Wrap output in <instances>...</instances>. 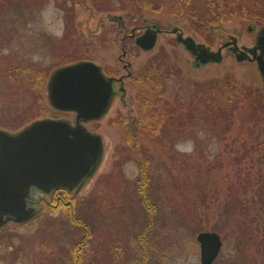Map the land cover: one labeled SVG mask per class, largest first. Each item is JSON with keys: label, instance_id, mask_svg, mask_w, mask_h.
Instances as JSON below:
<instances>
[{"label": "rangeland", "instance_id": "obj_1", "mask_svg": "<svg viewBox=\"0 0 264 264\" xmlns=\"http://www.w3.org/2000/svg\"><path fill=\"white\" fill-rule=\"evenodd\" d=\"M27 1L31 5L25 6L26 10L17 3L5 8L1 4L0 128L13 132L43 117L74 123L73 112L59 111L48 104L47 81L59 66L90 60L106 76L124 79L120 86L113 81L115 94L105 115L83 123L100 134L103 146L97 169L76 195L85 199L79 214L90 224L91 232L70 224V217H65L68 211L57 206L59 202L51 195L35 194L42 200L33 203L42 210L40 215L25 223H8L0 230V264H81L83 258L85 264H201L196 235L203 230L217 232L222 240L211 264H264L263 161L253 168L247 162L243 165L246 168L226 170L227 177L219 179L214 176L219 174L216 170L208 174L203 169L198 174L190 164L167 165L168 154L175 157L179 151L194 150L195 140L176 141L168 151L160 138L150 139L138 131L141 149L134 148L136 143H131V148L123 145L139 114V82L134 77L160 55L169 61L163 84L170 99L184 97L190 82L225 72H231L239 84L253 85L264 92L255 63L237 61L230 49L224 48L219 62L197 65L170 34L173 26L181 28L183 36L190 35L216 50L232 37L239 47L252 46L257 30L264 24L237 19L217 27H198L176 0H162L159 11L156 2L150 4L147 0ZM111 14L120 15L123 24L109 19ZM152 24L162 30L152 49L138 48L130 36L122 44L132 27L138 34L145 25ZM122 48L126 50L124 57ZM207 133L200 131L197 136L206 142ZM208 142V149H217L214 139ZM144 150L153 157L149 165ZM261 154L264 151L257 157ZM138 162H145L150 169L153 185H162L151 192L156 208L150 213L137 193L141 176ZM244 173L252 181L248 193L243 192ZM187 174L189 183L182 185ZM228 185H232L233 196L240 193L243 202H256L249 200L246 210L233 211L225 205L231 199ZM257 187L258 192L261 190L259 196L255 194ZM83 235L89 241L84 246Z\"/></svg>", "mask_w": 264, "mask_h": 264}, {"label": "trees", "instance_id": "obj_2", "mask_svg": "<svg viewBox=\"0 0 264 264\" xmlns=\"http://www.w3.org/2000/svg\"><path fill=\"white\" fill-rule=\"evenodd\" d=\"M147 1L150 4L156 2V10H161L162 0L161 2H157L159 0ZM176 1L194 22V25L198 27L205 25L217 27L237 19L256 20L255 22L264 24V0ZM14 3H17L20 9L25 8V10L31 5L27 0H0V11ZM168 63V59L161 55L155 57L141 68L144 70L143 72L140 71L138 76L134 77L139 82L137 91L139 114L134 122L135 125L130 126L131 132L128 134L130 142L128 143L129 139L126 138L123 145L130 147L131 143H136L134 148L141 149L140 146L143 147V145L138 141L140 140L139 135L136 136L138 131L142 136L147 135L150 139L160 138L159 140L164 142L168 151L173 144H176V141L195 140L194 150L179 151L175 157L173 154H168L165 159L167 165L174 164V162H178V165L181 166L190 164L198 174H201L203 169L208 174L216 170L215 172L219 174L214 176L219 179L227 177L226 170L246 168L243 165L245 166L247 162L251 168L258 164V161L264 163L263 154L260 155L261 157H257L258 153L264 151V92L253 85L239 84L231 72H225L218 77L190 82L189 90L184 97L180 98L176 95L170 99L165 95L164 88ZM204 130L209 132L205 137L206 142L197 136L198 132ZM210 139L217 142L218 147L214 151L207 148L210 145L208 142ZM144 154L147 160L145 162L149 165V161L153 157L148 151H145ZM145 162L137 163L142 176L137 181L139 182L137 193L140 192L142 201L145 200L144 207L150 213L156 208L152 203L151 192H156L162 185L159 183L156 184L157 186L153 185L154 177L148 174L150 169L148 166H144ZM233 173L237 174L236 171ZM239 174L241 175V172ZM188 175H184L182 185L189 183ZM243 176L246 181L243 192L248 193V188L252 186L251 177L246 173ZM237 178L239 179L238 174ZM226 187L231 193V199H228V204L225 203V205L231 207L230 209L233 211L236 209L240 212L246 210L244 207L247 206L246 203L250 199L243 202L238 196L240 193L232 195V191H234L231 188L232 185ZM259 193L261 190L258 192L257 187L256 196H259ZM84 200V198L74 199L69 205L59 201L57 206L68 211L65 217H70V224L83 226L90 231V224L79 214L80 211H83ZM256 200H250V202H256ZM86 261L83 258L81 264H85Z\"/></svg>", "mask_w": 264, "mask_h": 264}, {"label": "water", "instance_id": "obj_3", "mask_svg": "<svg viewBox=\"0 0 264 264\" xmlns=\"http://www.w3.org/2000/svg\"><path fill=\"white\" fill-rule=\"evenodd\" d=\"M109 19L123 24L120 15L111 14ZM155 26H146L135 37L139 48L154 47L159 32ZM170 32L197 65L219 62L221 50L229 47L237 61L256 64L264 85V26L257 30L252 46L239 47L232 37L216 50L190 35L183 36L177 26ZM101 70L93 61L80 60L57 67L49 76L48 104L59 111L73 112V124L63 118L43 117L13 132L0 128V229L8 222L23 223L38 215L41 209L30 205L34 189L45 194L56 188L77 193L97 169L103 152L101 136L83 122L101 119L115 94L114 78ZM220 239L215 231L197 233L201 264H211L217 257Z\"/></svg>", "mask_w": 264, "mask_h": 264}, {"label": "flooded vegetation", "instance_id": "obj_4", "mask_svg": "<svg viewBox=\"0 0 264 264\" xmlns=\"http://www.w3.org/2000/svg\"><path fill=\"white\" fill-rule=\"evenodd\" d=\"M146 26L147 25H145V27H143V30H142V32L145 30V28H146ZM136 28H131V30H130V32L128 33V34H125V36L122 38V44L124 45L125 44V38H126V36H130L131 38H133V41H134V43H135V37L137 36L138 37V35H140L141 33H138L137 34V32H136V30H135ZM172 29V28H171ZM162 30L161 29H159V32H161ZM158 32V33H159ZM170 32V31H169ZM170 34H174V33H171L170 32ZM175 35V34H174ZM136 45V44H135ZM181 45V44H180ZM182 46V45H181ZM124 48V47H123ZM122 48V49H123ZM141 49V48H140ZM227 49H228V47H227ZM146 51V50H145ZM126 55V50L125 49H123L122 50V56L121 57H124ZM111 76H115V75H111ZM115 78L117 79V81H115V80H113L114 82H116V83H119V86H120V84L123 82V79H124V77L123 76H119V77H116L115 76ZM121 89H122V87H120ZM121 89H119V92H121ZM114 91V90H113ZM80 191V190H79ZM79 191L76 193H74V191H68V190H65V189H61V188H56V189H54V190H52L50 193H49V195H51L54 199H55V201L57 200V202H59V201H62L63 202V204H67V205H69V204H71V201L72 200H77L78 198L76 197V195H78L79 194ZM35 193H36V190L34 189L33 191H32V193H31V200H30V205H32V203H34V202H40V201H42L41 199H36L34 196H35ZM68 194H70L71 195V197H68L67 195ZM67 197V198H66ZM79 198H81V197H79ZM62 212V211H61ZM90 232V231H89ZM86 235H87V231H86ZM86 235H83V238H82V245L84 246V244H86V243H88L89 241H87V236ZM80 247V246H79ZM80 248H83L82 246L80 247Z\"/></svg>", "mask_w": 264, "mask_h": 264}]
</instances>
